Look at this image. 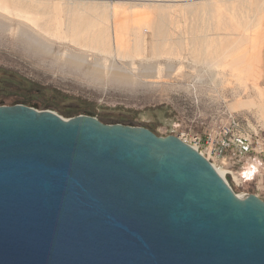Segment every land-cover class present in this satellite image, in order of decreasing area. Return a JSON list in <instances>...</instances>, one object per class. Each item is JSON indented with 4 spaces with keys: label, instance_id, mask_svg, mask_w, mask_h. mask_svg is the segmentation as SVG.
Here are the masks:
<instances>
[{
    "label": "water",
    "instance_id": "95a60500",
    "mask_svg": "<svg viewBox=\"0 0 264 264\" xmlns=\"http://www.w3.org/2000/svg\"><path fill=\"white\" fill-rule=\"evenodd\" d=\"M0 264H264V199L177 135L1 103Z\"/></svg>",
    "mask_w": 264,
    "mask_h": 264
},
{
    "label": "rangeland",
    "instance_id": "374dc122",
    "mask_svg": "<svg viewBox=\"0 0 264 264\" xmlns=\"http://www.w3.org/2000/svg\"><path fill=\"white\" fill-rule=\"evenodd\" d=\"M57 1L101 6V23L111 32L118 27L117 41L110 35L111 50L101 51L75 43L67 31L41 30L53 43L44 56L15 38L19 23L40 30L32 21L37 15L0 4V16L12 25L0 30V104L25 103L65 118L90 114L179 137L219 129L232 115L233 130L250 138L253 149L217 164L229 170L225 177L237 194L264 199V2ZM77 51L85 58L80 67L55 59L57 52L63 59ZM94 63L103 65L101 78L89 71ZM116 68L132 80L111 75Z\"/></svg>",
    "mask_w": 264,
    "mask_h": 264
},
{
    "label": "bare ground",
    "instance_id": "6f19581e",
    "mask_svg": "<svg viewBox=\"0 0 264 264\" xmlns=\"http://www.w3.org/2000/svg\"><path fill=\"white\" fill-rule=\"evenodd\" d=\"M259 1L261 3L264 2V0H259ZM0 4L1 5L3 4L4 6L8 5L9 7L12 6L13 9L17 11L16 13L19 15H21L20 12L24 14L25 13H33V14L35 13V15H37L36 17H34L33 20L30 19V21L35 20V25H38L40 30H35L34 27L30 29L29 27H27L26 24L25 26L19 23V26L17 25L18 27H16L17 28L16 35L18 36L16 37L14 36L15 38L20 39L21 41H23L24 43L32 47V49H34L37 52L47 53L48 51V53H50L51 48H52L51 46L53 44L51 41H50L51 43L48 41V39L44 36V33L41 34L42 32L41 30L45 32L52 31L55 33H57V30L62 31L63 33L67 31L68 33L73 34L70 38L75 43L83 44L85 46H90L91 48H95L101 51L111 50L112 45L110 44L111 43L110 35H114V40L116 39V41L118 38V34H117L118 27H116V31L114 30L113 32H111L109 24L103 25L101 22L103 19L106 18L105 10L101 6H96V5H93L92 3L79 4L75 2H64V1H57V0H1ZM8 10L10 11V9ZM7 17L8 16L6 17L0 16V30L1 31L3 29L6 30L7 28H10L11 30L12 28L11 27L12 25L10 24L11 22L9 23V20L11 17L10 18L8 17L9 20L7 19ZM140 28L146 34L148 29L150 30L151 26L148 23H146ZM67 53L68 52H66L65 54L66 58H64V55L62 54L63 55L62 56L63 59H62L60 56V52H57V56L55 57L57 62L61 63L62 61L64 63H69L72 65H75L76 67H80V63L81 61H83L82 58L85 59L82 54L83 52L81 53L77 51V52H72L68 54ZM102 66L99 65V63L98 64L94 63L92 68H90L89 70L92 73L91 75L97 78L98 77L101 78L103 74ZM108 67H111V66H108ZM112 68L111 69L109 68V69L112 70ZM111 75H114L115 77L121 80H125V81L132 80L130 76L127 73H125V71L124 72L120 71L117 68L115 70L113 69V72ZM218 171L220 172L221 175H224L223 169L218 168Z\"/></svg>",
    "mask_w": 264,
    "mask_h": 264
},
{
    "label": "built area",
    "instance_id": "2783aa9c",
    "mask_svg": "<svg viewBox=\"0 0 264 264\" xmlns=\"http://www.w3.org/2000/svg\"><path fill=\"white\" fill-rule=\"evenodd\" d=\"M237 121L231 115L227 125H221L216 130H205L199 132H183L181 139L191 144L202 154H204L217 168H222L217 164V159L224 160L227 155L242 156L253 149V143L250 138L235 132L233 128L236 126ZM224 170L225 173L229 172L228 169Z\"/></svg>",
    "mask_w": 264,
    "mask_h": 264
},
{
    "label": "flooded vegetation",
    "instance_id": "af4514ba",
    "mask_svg": "<svg viewBox=\"0 0 264 264\" xmlns=\"http://www.w3.org/2000/svg\"><path fill=\"white\" fill-rule=\"evenodd\" d=\"M148 127V126H147ZM150 128V127H149Z\"/></svg>",
    "mask_w": 264,
    "mask_h": 264
}]
</instances>
